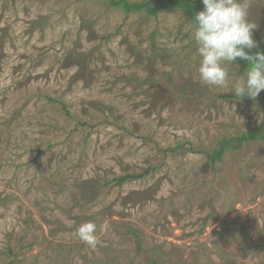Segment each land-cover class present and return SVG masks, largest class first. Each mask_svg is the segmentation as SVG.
Wrapping results in <instances>:
<instances>
[{
  "label": "rangeland",
  "instance_id": "rangeland-1",
  "mask_svg": "<svg viewBox=\"0 0 264 264\" xmlns=\"http://www.w3.org/2000/svg\"><path fill=\"white\" fill-rule=\"evenodd\" d=\"M250 19L264 48V0ZM192 28L180 8L0 0V264H264V135L208 158L261 126L264 91L204 84Z\"/></svg>",
  "mask_w": 264,
  "mask_h": 264
},
{
  "label": "clouds",
  "instance_id": "clouds-1",
  "mask_svg": "<svg viewBox=\"0 0 264 264\" xmlns=\"http://www.w3.org/2000/svg\"><path fill=\"white\" fill-rule=\"evenodd\" d=\"M203 9L192 19V39L199 59L197 73L206 85L217 88L229 87L238 97H257L264 91V52L258 49L253 38L257 24L250 19L253 0H201ZM239 60L247 61L243 75L229 81L226 64ZM97 225L92 221L82 222L76 230L80 241L96 247Z\"/></svg>",
  "mask_w": 264,
  "mask_h": 264
},
{
  "label": "trees",
  "instance_id": "trees-1",
  "mask_svg": "<svg viewBox=\"0 0 264 264\" xmlns=\"http://www.w3.org/2000/svg\"><path fill=\"white\" fill-rule=\"evenodd\" d=\"M110 5L121 9L125 14L130 12L145 11L148 15H156L160 10L169 7L180 8L186 11L187 16L192 20L195 13L203 9L201 0H109ZM257 50L264 52V48L252 49V52ZM247 65V61L240 60ZM221 96H229L222 94ZM264 135V120H262L261 126L257 130H251L249 132H242L240 134L223 137L218 141L216 147L210 152L208 158L210 161L218 160L227 148H237L246 139L259 138ZM133 175H124L119 178V182L124 181L126 178H131Z\"/></svg>",
  "mask_w": 264,
  "mask_h": 264
}]
</instances>
